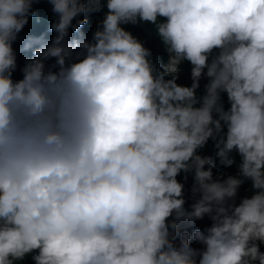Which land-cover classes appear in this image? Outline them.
I'll list each match as a JSON object with an SVG mask.
<instances>
[{"label":"clouds","instance_id":"clouds-1","mask_svg":"<svg viewBox=\"0 0 264 264\" xmlns=\"http://www.w3.org/2000/svg\"><path fill=\"white\" fill-rule=\"evenodd\" d=\"M40 2L0 0V264H264V0Z\"/></svg>","mask_w":264,"mask_h":264},{"label":"trees","instance_id":"trees-1","mask_svg":"<svg viewBox=\"0 0 264 264\" xmlns=\"http://www.w3.org/2000/svg\"><path fill=\"white\" fill-rule=\"evenodd\" d=\"M33 7H34L37 15L34 17H31L29 19L28 25H31V26L32 25H44L46 23L53 22L54 16H53V13L51 12V6L46 2V0H41L40 3L34 4ZM94 15L96 17H98L99 20L102 19V17H103V13L94 14ZM79 18H84V17H79ZM88 20H89V23L83 29H85L88 26V29L91 32H93L96 28L98 21H96V19H95V24H94L89 17H88ZM74 23H75V21H74ZM83 29H81V31H83ZM126 30L132 32V34L134 36L138 37L142 42H144L145 46L152 50L154 57H157L161 61L166 60V56H165V53L163 52V49L160 45V42L158 39L155 38L154 35L150 34V32H151L150 28H148L147 26L127 25ZM78 34L79 33L70 30L69 38L73 39V40L78 39V37H79ZM180 83H181V85H184V86H190L191 85L190 65H188L183 78L180 80ZM205 83H206V81L205 82L201 81V88H200V92L198 94H203V85ZM225 106L227 107L226 97H225ZM202 154L208 155V156L214 155L211 143H209V145L204 150H202ZM214 172H216V173L223 172L225 176H227L229 174H235L234 169H231V168L224 169V168L219 167V165L217 166L216 169H214ZM190 185H191V177H189L188 184L186 185V196L188 195L187 189ZM247 187H248V185H245L244 187H242L240 189V196H244V195L249 194L246 192ZM189 203H191L190 199H189ZM205 219H207V218H205ZM199 222L200 221L194 223L192 225V227L189 228V231L191 232V231L195 230L197 225L199 224ZM24 264H32L31 259L28 258L27 260H25Z\"/></svg>","mask_w":264,"mask_h":264},{"label":"rangeland","instance_id":"rangeland-1","mask_svg":"<svg viewBox=\"0 0 264 264\" xmlns=\"http://www.w3.org/2000/svg\"><path fill=\"white\" fill-rule=\"evenodd\" d=\"M91 20H92V22L95 24V19H96V21H98L99 19H98V17H96L95 15H92V16H90L89 17ZM187 67H188V64L187 63H185V64H183L182 66H181V70L184 72L186 69H187ZM181 76V75H180ZM203 82H205L204 80H202Z\"/></svg>","mask_w":264,"mask_h":264}]
</instances>
